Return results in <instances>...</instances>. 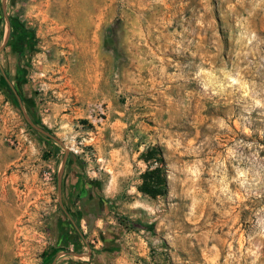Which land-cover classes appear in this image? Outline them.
<instances>
[{"label":"rangeland","instance_id":"rangeland-1","mask_svg":"<svg viewBox=\"0 0 264 264\" xmlns=\"http://www.w3.org/2000/svg\"><path fill=\"white\" fill-rule=\"evenodd\" d=\"M5 10L33 33L23 89L64 144L31 128L0 85V264H264V0ZM153 147L168 171L156 198L138 188ZM65 154L103 202L83 214L84 239L62 242Z\"/></svg>","mask_w":264,"mask_h":264},{"label":"flooded vegetation","instance_id":"flooded-vegetation-1","mask_svg":"<svg viewBox=\"0 0 264 264\" xmlns=\"http://www.w3.org/2000/svg\"><path fill=\"white\" fill-rule=\"evenodd\" d=\"M3 2L4 0H1L0 4V56L5 55L6 62L2 63L0 59V78L5 83V89L14 93L21 108L23 105L28 116L38 124L35 105L29 104L27 93L23 89V85L25 84L23 77L27 75V71L22 62L28 57V53L33 48V34L17 17L6 14ZM2 23L4 24L3 27L1 26ZM18 96L21 98L22 103L19 102ZM38 132L41 133L40 131ZM41 134L49 140L56 142V140L48 135ZM70 158V154H65L56 171L58 202L63 215L59 220L62 242L68 240L72 235H78L81 239H84L80 227L83 214L86 211L89 214L91 206L103 202L99 182L86 179L80 171L71 169L69 167ZM62 166L63 172L60 176ZM76 247L80 249L79 243H77ZM86 247L89 253H91L90 245L86 244ZM56 257H53L51 264L54 263Z\"/></svg>","mask_w":264,"mask_h":264},{"label":"trees","instance_id":"trees-1","mask_svg":"<svg viewBox=\"0 0 264 264\" xmlns=\"http://www.w3.org/2000/svg\"><path fill=\"white\" fill-rule=\"evenodd\" d=\"M29 31L31 30L29 29ZM0 85L3 86V88L5 86V83L2 78H0ZM7 93L11 96V99L17 101L13 92L7 91ZM38 124L46 128V126L41 122L39 118H38ZM36 132L42 138H47L38 131ZM142 158L147 162L148 166L147 169L141 175L142 183L138 187L139 190L144 194H147L153 198H156L161 195H166L168 193V171H167V165L163 152L159 150L158 147L149 148L146 152L142 154ZM154 161L155 164L153 163ZM51 261L52 259H48L46 264L51 263ZM71 264H79V263L72 262Z\"/></svg>","mask_w":264,"mask_h":264},{"label":"water","instance_id":"water-1","mask_svg":"<svg viewBox=\"0 0 264 264\" xmlns=\"http://www.w3.org/2000/svg\"><path fill=\"white\" fill-rule=\"evenodd\" d=\"M18 99H19V102L22 103L21 98H20L19 96H18ZM22 109H23V111H24V115H25V117H26L28 123H29L34 129L40 131L41 133H44L45 135H48L49 137H51V138L54 139V140H56V141H58V142L64 144V143H63L58 137H56L55 135H53L50 131H48L47 129L43 128L42 126L36 124V123H35V122H34V121L28 116V114H27L25 108L23 107V105H22ZM62 172H63V166H62V169H61V171H60V176H61ZM59 195H60V192H59ZM67 253H69V254H75V255H80L78 252H75V251H64V252H62L61 254H67ZM57 257H58V256H57ZM57 257H56V258H57ZM55 261H56V259H55ZM55 261H54L53 264H55Z\"/></svg>","mask_w":264,"mask_h":264},{"label":"crops","instance_id":"crops-1","mask_svg":"<svg viewBox=\"0 0 264 264\" xmlns=\"http://www.w3.org/2000/svg\"><path fill=\"white\" fill-rule=\"evenodd\" d=\"M3 3H4V7H5V0H4V2H3Z\"/></svg>","mask_w":264,"mask_h":264}]
</instances>
